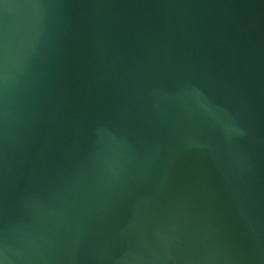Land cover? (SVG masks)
I'll use <instances>...</instances> for the list:
<instances>
[{"label":"water","instance_id":"1","mask_svg":"<svg viewBox=\"0 0 264 264\" xmlns=\"http://www.w3.org/2000/svg\"><path fill=\"white\" fill-rule=\"evenodd\" d=\"M0 264H264V0H0Z\"/></svg>","mask_w":264,"mask_h":264}]
</instances>
